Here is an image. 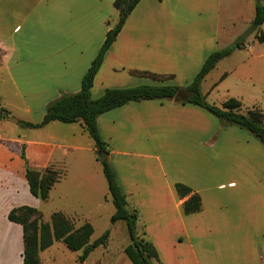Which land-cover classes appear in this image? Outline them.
Masks as SVG:
<instances>
[{
	"label": "crops",
	"instance_id": "0c3cea01",
	"mask_svg": "<svg viewBox=\"0 0 264 264\" xmlns=\"http://www.w3.org/2000/svg\"><path fill=\"white\" fill-rule=\"evenodd\" d=\"M113 2L0 0V71L16 93L34 89L22 100L27 112H38L35 119L16 117L0 100V107L10 111L8 119L39 122L48 103L80 89L107 31L118 21ZM254 15V0H139L104 55L92 97L102 92L97 83L120 69L161 76H174L181 66L198 70L220 48V39L231 42L242 32L234 29L237 22L247 24ZM263 45L245 46L248 60L261 59L258 70L264 72ZM119 79L121 86L149 82L123 74ZM97 122L129 206L139 211L137 226L158 251L154 264H264V142L254 133L174 98L129 101L100 114ZM67 125L59 120L37 128L19 124L22 136H15L0 123V264L23 263V227L8 219L11 208L30 204L41 210L38 197L31 194L36 198L28 201L23 146L33 167L64 170L46 200L54 191L63 196L73 179L80 185L90 181L71 176L66 156L68 149L95 153V141L81 121ZM85 133L92 140H85ZM39 160L45 167L37 165ZM177 182L200 194L202 210L184 212L189 195H178ZM110 197L104 195L107 202ZM55 211L94 226L81 200Z\"/></svg>",
	"mask_w": 264,
	"mask_h": 264
},
{
	"label": "trees",
	"instance_id": "16d2710c",
	"mask_svg": "<svg viewBox=\"0 0 264 264\" xmlns=\"http://www.w3.org/2000/svg\"><path fill=\"white\" fill-rule=\"evenodd\" d=\"M139 0H114V6L119 10V17L116 24L110 28L97 55L92 60L89 68L84 73L81 87L73 93H63L58 98L48 103L45 114L41 121L32 122L18 120V123L25 127H42L53 120L65 123L81 121L90 136L95 141V152L105 150L107 156L97 159L102 164V170L108 182V189L115 211L111 215V223L125 221L130 242L124 247V252L133 264H154L159 259L158 251L153 242L146 236L144 230H138L139 211L129 206L127 195L123 191L109 154V143L102 137L98 127V116L105 111L121 106L129 101L143 99H164L174 98L181 103H193L206 108L216 115L223 124H234L248 129L264 142V106L242 111V101L236 97H229L221 105L209 103L206 95L201 91V83L207 73L216 66L218 61L236 48L246 45L245 33L239 35L232 44L211 52L205 59L201 69L187 86L177 84H139L129 87L106 88L104 93L93 98L91 89L94 78L102 65L107 49L116 39L122 29L127 17L135 8ZM255 1V15L251 21L250 29L257 31L259 41H264V31L261 25L264 23V0ZM141 75H156L151 72H138ZM226 75L223 74L222 78ZM216 85V83H215ZM10 111L0 107V117H6ZM22 157L25 159L26 177L30 192L43 200L49 197L50 190L54 184L64 175V170L51 166L43 170L31 166L26 158L25 146L22 148ZM175 188L180 197L186 198L183 201L185 213H193L202 210V198L199 193L193 192L192 188L181 182L175 183ZM8 219L20 223L23 227V263L42 264L40 251L50 247L55 240L62 241L67 248L78 251L77 260L85 261L91 251L99 245H106L110 239V230L104 231L101 235L91 241L94 232L93 224L85 220L76 226L72 218L66 216L62 211H53L50 220L43 219L42 211L31 205H19L11 208Z\"/></svg>",
	"mask_w": 264,
	"mask_h": 264
},
{
	"label": "rangeland",
	"instance_id": "374dc122",
	"mask_svg": "<svg viewBox=\"0 0 264 264\" xmlns=\"http://www.w3.org/2000/svg\"><path fill=\"white\" fill-rule=\"evenodd\" d=\"M251 21H248L247 24L246 22L243 23V21L237 22L234 29H241L242 32H239L237 36H234V38L230 40L231 42H225L220 39V48L225 47L222 45H227L226 43L232 44L242 33H245L246 43L249 45L261 42L256 36L257 31H252L250 29ZM262 31H264V25L262 26ZM248 57L249 52L246 46L236 48L231 55L218 61L216 66L207 73L202 80L201 91L206 95V100L209 103L220 106L225 99L234 96L242 100V111L244 112L247 109L254 108L255 105L264 106V72L261 69L258 70V68L262 67H259L261 59L249 61ZM201 67L202 65L198 70H194V67L181 66L179 67L178 74L174 76H161L158 74L141 75L133 73V71L128 72L120 69L117 71V74H112L113 77L104 79L102 83H97V88H100L102 92L98 96L93 97L97 98L102 95L106 88L129 87L121 86L122 80L119 79V77L122 76V74L123 76L131 75L138 79L141 78L148 80L149 82H146L148 84H177L179 86H187L193 81ZM192 70L194 71L192 72ZM224 72H228V74L220 80ZM217 81L219 82L215 85L214 83ZM146 83H138L136 85ZM21 91L25 95V93L30 94L34 89L21 88ZM23 94L16 93V89L12 86V83L7 80L6 74L0 71L1 102L7 104V107L12 112L11 114L13 116L29 120L35 119L38 112L36 110L33 112H27L25 110L22 100ZM205 110L207 109L205 108ZM207 111L210 112L209 110ZM8 117L9 115L6 117H0V123L4 124V129L8 132L14 133L15 136H22L23 127L19 126L17 121L14 119H8ZM59 124H61V126H68L67 123L62 121H59ZM38 131L41 132L40 130ZM41 134L42 138H45L48 135L44 133ZM87 138L92 140V138L88 137L87 133H85L84 139L87 140ZM84 143H86V141ZM47 150L49 149L46 148V151ZM62 150L63 149H59L56 153L61 155ZM68 150L66 157L69 164L67 167H70L69 169H71V176L77 174L80 177L89 176L90 181L80 185L73 179L64 186L65 192L63 196L61 195L59 197L54 191L49 200L43 201V199H39L38 197V200H40L41 211L43 213V219L49 221L51 213L55 211L58 205H73L74 201L77 202L78 200H81L86 208L88 217L94 222V232L91 236V241L108 229L111 232L110 239L108 244L99 245L91 251L83 262L77 260L81 250H71L67 248L62 241L55 240L56 242L53 244V247L51 249H45L43 252V264H133L124 252V245L130 241L125 221L120 220L114 224V226L110 222V215L115 210V205L112 202L111 197L108 202L104 199V195L109 194L108 182L102 170V164L96 157L97 153L89 151L80 155L77 151L72 149ZM80 161H83V163H80ZM37 165L40 168L45 167V161L39 160ZM31 194L32 193L28 191V195L32 196L28 199L30 202L35 200L33 198H36ZM98 200L101 202L100 205H97ZM82 221L81 218L80 220H78L77 217L73 218V222L76 226L80 225ZM138 230L141 235V228L138 227Z\"/></svg>",
	"mask_w": 264,
	"mask_h": 264
},
{
	"label": "water",
	"instance_id": "95a60500",
	"mask_svg": "<svg viewBox=\"0 0 264 264\" xmlns=\"http://www.w3.org/2000/svg\"><path fill=\"white\" fill-rule=\"evenodd\" d=\"M97 155L100 157V158H105L107 156V152L105 150H98L97 151Z\"/></svg>",
	"mask_w": 264,
	"mask_h": 264
}]
</instances>
